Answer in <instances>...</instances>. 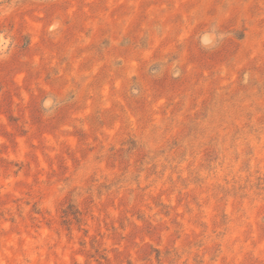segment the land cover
I'll list each match as a JSON object with an SVG mask.
<instances>
[{"label":"rangeland","instance_id":"374dc122","mask_svg":"<svg viewBox=\"0 0 264 264\" xmlns=\"http://www.w3.org/2000/svg\"><path fill=\"white\" fill-rule=\"evenodd\" d=\"M0 264H264V0H0Z\"/></svg>","mask_w":264,"mask_h":264}]
</instances>
